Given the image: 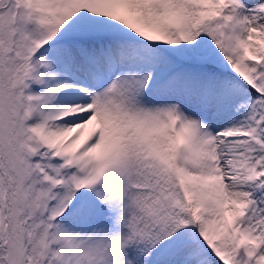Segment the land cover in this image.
<instances>
[{
  "label": "snow or ice",
  "instance_id": "obj_1",
  "mask_svg": "<svg viewBox=\"0 0 264 264\" xmlns=\"http://www.w3.org/2000/svg\"><path fill=\"white\" fill-rule=\"evenodd\" d=\"M0 264H264V0H0Z\"/></svg>",
  "mask_w": 264,
  "mask_h": 264
}]
</instances>
